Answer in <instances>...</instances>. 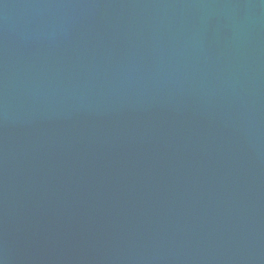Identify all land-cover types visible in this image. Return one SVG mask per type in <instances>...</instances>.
I'll list each match as a JSON object with an SVG mask.
<instances>
[{
	"label": "water",
	"instance_id": "water-1",
	"mask_svg": "<svg viewBox=\"0 0 264 264\" xmlns=\"http://www.w3.org/2000/svg\"><path fill=\"white\" fill-rule=\"evenodd\" d=\"M0 264H264V0H0Z\"/></svg>",
	"mask_w": 264,
	"mask_h": 264
}]
</instances>
